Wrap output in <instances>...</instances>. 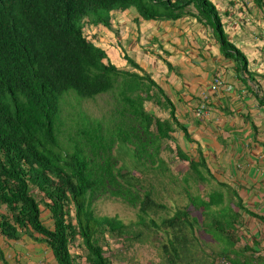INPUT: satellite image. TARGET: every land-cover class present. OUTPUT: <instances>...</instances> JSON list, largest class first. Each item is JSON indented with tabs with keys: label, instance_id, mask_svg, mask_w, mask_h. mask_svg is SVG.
<instances>
[{
	"label": "trees",
	"instance_id": "trees-1",
	"mask_svg": "<svg viewBox=\"0 0 264 264\" xmlns=\"http://www.w3.org/2000/svg\"><path fill=\"white\" fill-rule=\"evenodd\" d=\"M128 7L142 19H174L192 7L222 56L244 69V55L226 39L209 0H0V236L45 246L49 264H116L114 244L128 248L144 230L154 235L164 264H264L249 245H237L240 214L223 193L203 190L197 201L186 196L183 207L158 215L166 207L153 196V183L162 188L168 153L185 162L187 195L207 169L174 145L172 113L161 118L144 108L148 79L109 63L81 32ZM69 90L79 98L114 95L108 117L76 113L65 125L62 95ZM125 147L132 165L120 158ZM101 196L135 208L136 220L97 215L93 201ZM213 239L218 249L209 246Z\"/></svg>",
	"mask_w": 264,
	"mask_h": 264
},
{
	"label": "crops",
	"instance_id": "crops-1",
	"mask_svg": "<svg viewBox=\"0 0 264 264\" xmlns=\"http://www.w3.org/2000/svg\"><path fill=\"white\" fill-rule=\"evenodd\" d=\"M209 1L226 39L245 57L243 70L222 56L211 27L192 7L191 14L174 19H142L133 7L114 9L106 25L87 22L82 30L109 63L148 79L151 98L144 108L161 118L173 114L174 145L189 159H202L207 169L196 187L231 200L229 209L240 214L237 245L264 256V0ZM215 73L223 80L216 90L211 89ZM199 105L206 108L200 116ZM214 183L231 189L213 188ZM28 240L24 245L31 248L25 245L23 252L39 254L42 246ZM16 241L0 246L6 256L0 264H19V257L25 264L51 263L45 246L48 256H23L10 243Z\"/></svg>",
	"mask_w": 264,
	"mask_h": 264
},
{
	"label": "rangeland",
	"instance_id": "rangeland-1",
	"mask_svg": "<svg viewBox=\"0 0 264 264\" xmlns=\"http://www.w3.org/2000/svg\"><path fill=\"white\" fill-rule=\"evenodd\" d=\"M84 33V31H83ZM85 34V33H84ZM86 35V34H85ZM63 98V104H62V112L65 125L69 124V119L71 116L75 115L76 113H80L82 115L87 116L89 119L98 118L101 115L104 116V120L108 117L107 114L109 112V108L111 107L112 103L114 102V95H98L94 97L93 99L88 98H79L77 97L72 91H67L62 95ZM130 152V151H129ZM127 147L123 148V151L120 154V158H123L125 163H130L129 155ZM163 157L167 155L166 152L162 153ZM168 156H171L172 161L171 163L167 162L168 171H163L161 176L159 177L162 181V188L160 185L153 183V196L156 198L157 201L163 203L166 207L164 211L160 210L158 215H165L169 214L171 215L177 208L180 209L183 207L187 202V198L189 199L193 197L194 201H197L196 193L203 195V190H200L199 187L191 186L187 187L188 194L187 195L183 188V180L180 176V174L183 172V170L186 168L184 161L176 159L174 156V153H168ZM132 165V162L130 163ZM154 173V172H153ZM153 173H150L151 176L154 177ZM148 175V174H147ZM176 178V181H175ZM147 179H150V175H148ZM213 188L223 187L224 191H229L231 189V185L227 184L225 186L221 184L214 183ZM187 196V198H186ZM205 199V197H203ZM236 198L232 199V203H237ZM233 204V205H234ZM41 210V217L44 219L46 223H48L47 220V211L40 205ZM93 208L95 210V213L97 215H108L117 216L118 219H120L124 223L134 222L136 220L135 216V208H132L131 206L127 205L126 203L122 202L120 199L115 198H109L105 196H101L99 199L93 201ZM196 214V213H194ZM191 215V213H190ZM46 216V217H45ZM153 217V214L151 215ZM150 225V224H149ZM132 230H135L136 227L134 225L131 226ZM141 230H144L142 227H139ZM143 236L140 240H135L132 242L128 248H125L122 245H120L118 242L114 244L116 250V255L114 262L116 264H164L162 263V256L158 254L159 248L156 246L155 242H153L154 235L143 231ZM199 236V235H197ZM198 238V237H197ZM28 240L27 238L21 236L19 239H17L16 243L10 242L14 247H19L20 251L18 254L22 251L23 256H48L49 253L46 251V248L43 245L35 244L38 246H42V251L40 250L39 254H34L32 251H30L29 255L23 251L27 252V249H23L26 244H29L27 242L24 245V242ZM5 241L7 239L3 236H0V246L5 244ZM31 241V240H28ZM139 241V242H138ZM9 242V241H8ZM201 243V242H200ZM204 243V242H203ZM210 243V242H209ZM221 242L212 240V243L209 244V246L215 245L217 249L220 247L219 244ZM202 244V243H201ZM17 245V246H15ZM35 245H33L34 248H37ZM205 245V243H204ZM28 248H31L29 245H26ZM6 257V256H3ZM203 258V257H202ZM6 259V258H4ZM23 258L19 257V264H25V261H22ZM221 259L217 260L218 262ZM162 261V262H161ZM198 260L195 259H189V263L181 262L180 264H195ZM227 263V262H226ZM14 264V262H13ZM31 264V262L29 263Z\"/></svg>",
	"mask_w": 264,
	"mask_h": 264
},
{
	"label": "built area",
	"instance_id": "built-area-1",
	"mask_svg": "<svg viewBox=\"0 0 264 264\" xmlns=\"http://www.w3.org/2000/svg\"><path fill=\"white\" fill-rule=\"evenodd\" d=\"M223 82H222V78L215 74L212 77V81H211V89H218L219 87H222ZM204 112H206V108L203 105H199V107L196 110V115L200 116L201 114H203ZM220 262L222 264H225L224 260H220Z\"/></svg>",
	"mask_w": 264,
	"mask_h": 264
},
{
	"label": "clouds",
	"instance_id": "clouds-1",
	"mask_svg": "<svg viewBox=\"0 0 264 264\" xmlns=\"http://www.w3.org/2000/svg\"><path fill=\"white\" fill-rule=\"evenodd\" d=\"M82 28H83V26L81 27V32H82L83 36H85V34L83 33ZM85 38L87 39L86 36H85ZM215 74H217V75H219V76L221 77V75H220L219 73H215ZM215 74H213L212 77H213ZM212 77H211V81H212ZM222 82H223V80H222Z\"/></svg>",
	"mask_w": 264,
	"mask_h": 264
}]
</instances>
